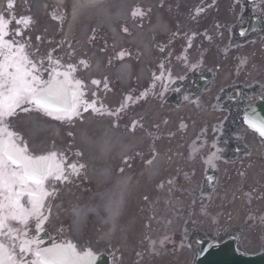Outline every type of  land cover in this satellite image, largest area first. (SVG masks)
I'll list each match as a JSON object with an SVG mask.
<instances>
[{
    "label": "bare ground",
    "instance_id": "obj_1",
    "mask_svg": "<svg viewBox=\"0 0 264 264\" xmlns=\"http://www.w3.org/2000/svg\"><path fill=\"white\" fill-rule=\"evenodd\" d=\"M52 1L71 9L66 23L56 21ZM133 2L154 0H0V18L14 13L11 33L18 36L24 28L21 40L34 37L32 50L39 55L58 39V56L80 70L85 83L79 119L43 120L33 114L25 118L33 140L38 141L41 133L51 135L65 165L77 173L84 168L91 181L74 183L62 177L65 184L51 216L53 231L68 220L77 233L91 221L100 227L104 239L117 234L123 240L128 229H135L141 244L148 224L163 218L152 211V201H163L174 217L176 205L185 200L179 195L188 194L196 179L187 168L179 167L178 159L181 146L202 118L190 121V108L176 107L169 80L166 86L157 82L166 75L160 60L167 51L164 44L171 36L170 27L155 8L143 7L137 16ZM147 12L150 20L144 16ZM168 70L178 74L175 64ZM50 140H43L41 147ZM204 159L203 151L200 162ZM169 228L176 227L170 224ZM176 262L164 258L157 264Z\"/></svg>",
    "mask_w": 264,
    "mask_h": 264
},
{
    "label": "flooded vegetation",
    "instance_id": "obj_2",
    "mask_svg": "<svg viewBox=\"0 0 264 264\" xmlns=\"http://www.w3.org/2000/svg\"><path fill=\"white\" fill-rule=\"evenodd\" d=\"M155 6L166 12L162 19L176 28L175 65L181 74L184 96L206 114L199 142L207 146L209 153L202 166L204 179L198 196L199 214L205 215L207 224L204 228L195 224L184 245L194 257V244L202 239L217 244L235 240L237 251L259 253L264 250V139L257 130L264 122V0H156ZM3 37L7 40L12 34L4 32ZM18 49L9 42L1 45L0 61L7 62L10 55L17 61L27 60L40 86L52 82V69L45 56L18 55L13 51ZM4 70L14 71L7 67ZM65 73L62 71L58 79ZM75 81L71 79V90L76 88L80 94L72 99L75 108L71 117L64 118L66 121L78 118L82 111L84 84L81 81L79 87ZM30 114L45 117L34 104L24 102L13 115L3 118V128L16 134V144L26 149L27 155L51 159L53 153L30 147L27 133L16 125L18 118ZM60 191L59 176L54 173L47 175L39 188L29 184L20 197L25 223L5 221V245L11 246L12 237H17L19 252L21 240L33 250L47 248L57 240L80 255H106L108 264H128L120 245H100L99 231L94 233L89 226L78 242L67 228L58 227L55 232L50 229ZM160 240L153 234L148 236L152 255H176L175 232ZM251 247L255 248L251 251ZM30 257L29 264L36 259L31 252Z\"/></svg>",
    "mask_w": 264,
    "mask_h": 264
},
{
    "label": "snow or ice",
    "instance_id": "obj_3",
    "mask_svg": "<svg viewBox=\"0 0 264 264\" xmlns=\"http://www.w3.org/2000/svg\"><path fill=\"white\" fill-rule=\"evenodd\" d=\"M2 27L0 22V29ZM28 63L27 60L17 61L11 55L7 62L0 61V264H28L23 258L25 252L35 256L31 264H77V254L72 247H37L33 250L21 240L17 252V237H12L11 246L4 243L5 221L25 223V209L20 204L21 195L29 184L39 188L51 169L46 165L50 157H32L27 155L26 149L18 147L16 134L3 128V118L13 115L14 109L24 102L34 104L49 114L53 111L67 113L75 108V105L67 104L56 84L48 82L47 86H40L37 77L27 67ZM5 67L14 71L6 72ZM257 130L264 135V125L258 126ZM15 230L20 233V229ZM7 235L10 236L11 232H7ZM204 251L206 249L201 250Z\"/></svg>",
    "mask_w": 264,
    "mask_h": 264
},
{
    "label": "rangeland",
    "instance_id": "obj_4",
    "mask_svg": "<svg viewBox=\"0 0 264 264\" xmlns=\"http://www.w3.org/2000/svg\"><path fill=\"white\" fill-rule=\"evenodd\" d=\"M170 23H171L172 27H175L172 22H170ZM32 41L33 40H30V42L28 43L29 46L32 43ZM200 113L202 114V111ZM204 126H205V124H204ZM202 127H203V124H201L200 128H202ZM187 169L189 171L188 173L193 174V171L192 172L190 171V170H193L191 167H187ZM73 176L75 178L78 177L76 173H73L71 178ZM179 197L185 198V200H184V203L182 202L183 204H177L176 205V244L177 245L178 244H183L184 238L186 237L185 233L188 232L189 230H191L193 228V226H194L192 223L195 222V223H199V224H204V222H205V224H206V221L203 220L202 218L201 219L200 218L196 219V212H195V209L193 207L192 208L191 207H187V205L189 203L191 204V202H189V198H188L189 194H186V195L180 194ZM187 198H188V201H187ZM162 205H163V203L161 204V206ZM183 205H184V207H181ZM161 206L159 208L160 211H161V208H162ZM191 206H192V204H191ZM186 227H187V229H186ZM183 232H185V233H183ZM134 247H135V244H134V242H132V244H131L132 250L134 249ZM176 248H177V246H176ZM254 248L255 247H251V251ZM126 249H128V250H126ZM126 249L125 250L127 252H129V250H130L129 247L126 248ZM185 253L186 254H181L179 259H177V256L179 255V253L178 254L176 253V255H177L176 259L179 260V262H178L179 264H191L190 255L187 252H185ZM125 256L127 257L128 254H125ZM176 264H177V262H176Z\"/></svg>",
    "mask_w": 264,
    "mask_h": 264
},
{
    "label": "water",
    "instance_id": "obj_5",
    "mask_svg": "<svg viewBox=\"0 0 264 264\" xmlns=\"http://www.w3.org/2000/svg\"><path fill=\"white\" fill-rule=\"evenodd\" d=\"M202 249H206V251L201 252ZM196 264H264V253L245 256L236 252L234 245L207 246L202 244Z\"/></svg>",
    "mask_w": 264,
    "mask_h": 264
}]
</instances>
